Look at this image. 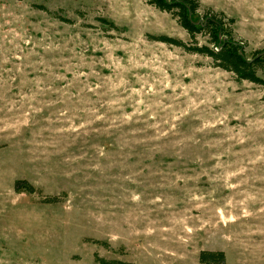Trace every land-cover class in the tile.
I'll return each mask as SVG.
<instances>
[{"label":"rangeland","instance_id":"374dc122","mask_svg":"<svg viewBox=\"0 0 264 264\" xmlns=\"http://www.w3.org/2000/svg\"><path fill=\"white\" fill-rule=\"evenodd\" d=\"M196 1L264 49V0ZM147 2L0 0V264H264V83Z\"/></svg>","mask_w":264,"mask_h":264},{"label":"trees","instance_id":"16d2710c","mask_svg":"<svg viewBox=\"0 0 264 264\" xmlns=\"http://www.w3.org/2000/svg\"><path fill=\"white\" fill-rule=\"evenodd\" d=\"M147 3L177 17L179 25L188 32L192 40H195L197 34H206L212 47L197 44L189 46L180 40L165 37L161 38V41L182 47L188 52L211 58L216 67L233 73L239 80H246L255 84L264 83L263 78L258 73L259 71L264 72V49L255 51L251 58L246 57L242 44L231 36V32L225 35L223 18L218 17L215 13L200 15L196 0H148ZM231 21L233 20L231 19ZM15 190L29 193L35 191L34 187L26 180H17ZM44 201L55 202L57 198L52 196ZM95 260L100 264H136L118 259L107 260L98 256ZM198 260L200 263L222 264L225 261V255L223 251L202 250Z\"/></svg>","mask_w":264,"mask_h":264}]
</instances>
